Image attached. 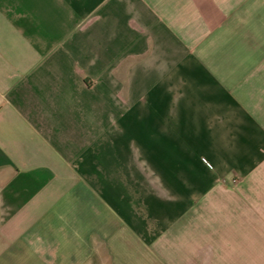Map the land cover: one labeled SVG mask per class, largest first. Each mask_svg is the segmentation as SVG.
Returning a JSON list of instances; mask_svg holds the SVG:
<instances>
[{"label":"crops","instance_id":"crops-1","mask_svg":"<svg viewBox=\"0 0 264 264\" xmlns=\"http://www.w3.org/2000/svg\"><path fill=\"white\" fill-rule=\"evenodd\" d=\"M0 264H264V0H0Z\"/></svg>","mask_w":264,"mask_h":264}]
</instances>
